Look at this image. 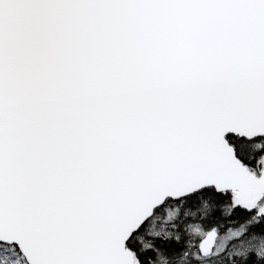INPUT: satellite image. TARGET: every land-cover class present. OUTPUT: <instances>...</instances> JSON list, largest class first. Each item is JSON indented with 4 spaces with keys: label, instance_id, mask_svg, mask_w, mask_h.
Here are the masks:
<instances>
[{
    "label": "snow or ice",
    "instance_id": "1",
    "mask_svg": "<svg viewBox=\"0 0 264 264\" xmlns=\"http://www.w3.org/2000/svg\"><path fill=\"white\" fill-rule=\"evenodd\" d=\"M0 264H264V0H0Z\"/></svg>",
    "mask_w": 264,
    "mask_h": 264
}]
</instances>
